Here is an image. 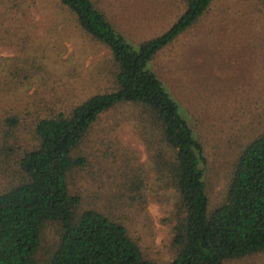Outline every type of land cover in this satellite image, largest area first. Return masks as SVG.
Returning <instances> with one entry per match:
<instances>
[{
  "label": "trees",
  "instance_id": "16d2710c",
  "mask_svg": "<svg viewBox=\"0 0 264 264\" xmlns=\"http://www.w3.org/2000/svg\"><path fill=\"white\" fill-rule=\"evenodd\" d=\"M179 2L183 10L177 19L135 49L114 30L101 0H57L82 35L109 51V84L67 112L37 120L29 148L8 146L18 155L20 180L0 193V264H155L122 220L127 206L122 199L136 206L147 201L142 174L129 166V158L119 153V167L112 158L110 168L111 177H121L119 186L133 191L131 195L115 184L109 187L112 194L102 189L93 195L77 181L81 173L95 172L93 168L103 172L112 157L104 150L98 158L88 147L107 114L116 118L103 132L129 123L149 153L160 190L172 192V257L167 264H228L264 252V111L253 137L238 144L223 201L211 207L205 145L157 74L147 68L216 0ZM256 4L264 17V0ZM5 123L14 133L19 120L9 117ZM97 141L107 148L114 143L104 135ZM49 224L59 225V237L51 254L42 259L39 252Z\"/></svg>",
  "mask_w": 264,
  "mask_h": 264
},
{
  "label": "rangeland",
  "instance_id": "374dc122",
  "mask_svg": "<svg viewBox=\"0 0 264 264\" xmlns=\"http://www.w3.org/2000/svg\"><path fill=\"white\" fill-rule=\"evenodd\" d=\"M101 1L114 30L135 49L165 31L183 10L179 0ZM110 61L109 51L82 35L57 0H0V193L20 180L18 155L8 146L29 148L37 120L67 112L102 92L109 84ZM147 68L157 74L180 115L205 145L206 184L210 205L215 207L224 199L238 144L253 137L264 111V17L256 0H216ZM9 117L19 120L14 133L5 123ZM113 118L115 114L102 117L88 146L98 158L104 150L112 157L103 172L93 168L95 172L81 173L77 181L87 193L104 189L112 194L109 187L119 186L121 177H111L110 166L115 160V168L119 167V153L127 156L129 166L142 174L147 201L136 206L122 199L127 203L123 223L147 259L167 264L172 257V192L160 190L149 153L129 123L103 132L112 127ZM101 135L114 142L112 146L101 145L97 141ZM119 189L125 195L133 192ZM59 229L57 224L45 227L42 259L57 244ZM228 264H264V252Z\"/></svg>",
  "mask_w": 264,
  "mask_h": 264
}]
</instances>
